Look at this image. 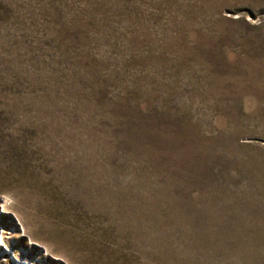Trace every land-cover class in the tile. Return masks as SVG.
Listing matches in <instances>:
<instances>
[{
    "label": "rangeland",
    "instance_id": "1",
    "mask_svg": "<svg viewBox=\"0 0 264 264\" xmlns=\"http://www.w3.org/2000/svg\"><path fill=\"white\" fill-rule=\"evenodd\" d=\"M0 264H264V0H0Z\"/></svg>",
    "mask_w": 264,
    "mask_h": 264
}]
</instances>
